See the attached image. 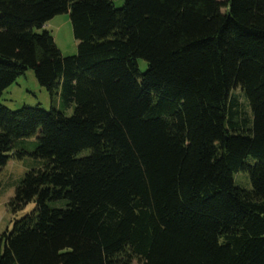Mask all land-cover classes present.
I'll list each match as a JSON object with an SVG mask.
<instances>
[{
    "label": "trees",
    "instance_id": "obj_1",
    "mask_svg": "<svg viewBox=\"0 0 264 264\" xmlns=\"http://www.w3.org/2000/svg\"><path fill=\"white\" fill-rule=\"evenodd\" d=\"M114 1L0 0V99L32 70L51 104L0 105V170L39 161L0 264H264V0Z\"/></svg>",
    "mask_w": 264,
    "mask_h": 264
},
{
    "label": "rangeland",
    "instance_id": "obj_2",
    "mask_svg": "<svg viewBox=\"0 0 264 264\" xmlns=\"http://www.w3.org/2000/svg\"><path fill=\"white\" fill-rule=\"evenodd\" d=\"M125 1L115 0L113 2L114 7L117 9L121 8ZM43 31L48 32L52 36L55 46L63 57H73L76 55L77 42L73 37L68 13L55 16L37 33H42ZM138 67L139 71L143 73L147 65L143 61H138ZM236 94L239 93L236 92ZM0 105L10 111H17L22 107L39 108L46 112H49L51 109L49 94L44 88L39 86L32 70L20 76L14 84L4 91L0 99ZM36 144L37 142L34 139L25 143H19L16 146V151H23L24 149L27 155L23 156L21 160H11L0 170V236L7 231H11L14 219L22 217L34 208L33 203L28 204L23 211L14 216L11 213L9 204L24 176L39 165V161L31 157ZM234 183L241 189H251L249 179L245 174L235 175ZM0 251H2V248H0Z\"/></svg>",
    "mask_w": 264,
    "mask_h": 264
}]
</instances>
